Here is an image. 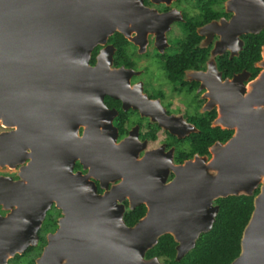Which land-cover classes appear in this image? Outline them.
<instances>
[{"label":"water","instance_id":"obj_1","mask_svg":"<svg viewBox=\"0 0 264 264\" xmlns=\"http://www.w3.org/2000/svg\"><path fill=\"white\" fill-rule=\"evenodd\" d=\"M142 6V0H0V124L14 127L0 132V165L31 157L20 167L25 182L0 177V203L11 208L0 215V264L37 243L52 200L64 216L38 264H168L144 258L160 235H173L180 259L211 228L218 209L213 198L250 194L259 181L240 252L229 264H264V108L243 111L234 135L213 145L215 173L206 172L202 159L179 166L133 225L113 201L116 189L98 195L86 175L72 171L77 157L87 165L76 150L84 138L78 125L90 108L85 98L103 110L109 92L106 65H90V51ZM262 83L264 77L251 85L250 98Z\"/></svg>","mask_w":264,"mask_h":264},{"label":"flooded vegetation","instance_id":"obj_2","mask_svg":"<svg viewBox=\"0 0 264 264\" xmlns=\"http://www.w3.org/2000/svg\"><path fill=\"white\" fill-rule=\"evenodd\" d=\"M142 5L131 11L124 29L116 27L90 51V65H106L109 92L102 112L93 97L85 98V106L95 107L78 125L84 138L76 150L87 165L80 157L72 165L98 195L116 189L111 196L127 225L146 214L148 201L176 178L179 166L202 159L206 172L215 173L213 145L234 135L243 111L264 108V83L249 97L251 85L264 77V0H142ZM12 128L0 124V132ZM30 160L0 165L2 181L25 182L20 167ZM238 194L247 193L226 196ZM226 196L211 203L219 208L216 200ZM10 210L0 203V215ZM63 216L52 200L37 243L5 264H38ZM132 217L137 218L130 224ZM146 251L145 259L156 256L146 257Z\"/></svg>","mask_w":264,"mask_h":264},{"label":"trees","instance_id":"obj_3","mask_svg":"<svg viewBox=\"0 0 264 264\" xmlns=\"http://www.w3.org/2000/svg\"><path fill=\"white\" fill-rule=\"evenodd\" d=\"M253 194H238L220 197L211 228L199 234L195 245L180 259H176V241L170 233L159 236L145 256H159L168 264H229L240 252L242 231L253 210ZM137 216L143 210L137 212ZM137 217H132V224Z\"/></svg>","mask_w":264,"mask_h":264},{"label":"rangeland","instance_id":"obj_4","mask_svg":"<svg viewBox=\"0 0 264 264\" xmlns=\"http://www.w3.org/2000/svg\"><path fill=\"white\" fill-rule=\"evenodd\" d=\"M0 170H3V169L0 168ZM4 170H5V168H4ZM22 262L25 263L26 262V259H24V260L22 259Z\"/></svg>","mask_w":264,"mask_h":264}]
</instances>
